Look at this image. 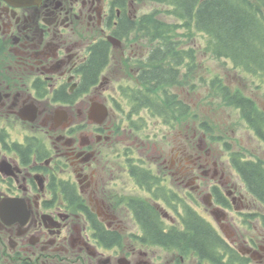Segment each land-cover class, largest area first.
I'll list each match as a JSON object with an SVG mask.
<instances>
[{
	"label": "flooded vegetation",
	"instance_id": "af4514ba",
	"mask_svg": "<svg viewBox=\"0 0 264 264\" xmlns=\"http://www.w3.org/2000/svg\"><path fill=\"white\" fill-rule=\"evenodd\" d=\"M142 3L0 0V264H264V124L234 108L258 147L221 143L201 94L188 123L186 58L170 86L131 42Z\"/></svg>",
	"mask_w": 264,
	"mask_h": 264
},
{
	"label": "trees",
	"instance_id": "16d2710c",
	"mask_svg": "<svg viewBox=\"0 0 264 264\" xmlns=\"http://www.w3.org/2000/svg\"><path fill=\"white\" fill-rule=\"evenodd\" d=\"M144 2L156 3L162 6L163 10L156 8L153 12L143 15L138 22L137 36L140 40H146L148 45H156L154 58L159 62L155 64V73L163 75L162 77H170V86L179 83L176 74H180L178 68L181 63L184 64L183 58H186L187 75L195 72L194 50L192 48L183 50L179 45H190L183 39L195 37L198 33L206 39L205 53L215 59L229 61L236 71L256 77L264 83V0H144ZM166 18H172L174 21H168ZM223 83V79L212 81L211 86L216 90L218 97H211L214 101L209 105L240 109L242 116L247 117L252 125H255L253 115L259 124L263 125L264 117L256 112L254 104L239 90L231 94L233 88ZM217 99L221 102L216 103ZM257 171L251 167L248 179L255 188L264 190V179ZM188 227L195 235L203 236L198 239L189 237L183 241L185 243L205 244L207 239L211 238L206 235V231H200L196 224H188ZM152 228L154 237L169 242L172 236L161 235L154 225ZM177 237L184 238L181 235ZM179 241L178 243H182L181 239Z\"/></svg>",
	"mask_w": 264,
	"mask_h": 264
},
{
	"label": "rangeland",
	"instance_id": "374dc122",
	"mask_svg": "<svg viewBox=\"0 0 264 264\" xmlns=\"http://www.w3.org/2000/svg\"><path fill=\"white\" fill-rule=\"evenodd\" d=\"M156 8H161L163 10V7L159 6L156 3H142L140 7V15L151 13ZM166 20L171 21L173 19L166 18ZM181 32L186 31L181 30ZM136 34L138 35L139 33ZM183 40L190 44L187 45V49L192 48L195 51L196 55L195 72L193 74H188V86L194 85L195 87L196 85V90L195 88L193 90H190L189 87L186 88L188 92V94L186 93L187 100H191L190 105L192 106V111L188 116V123L190 121L191 125H193L194 116L196 113H198L195 105L197 104L198 96L201 94L203 120L209 122L213 121L218 123V125L219 123H223L232 126L231 130H229L226 134V140L222 141L221 143L227 142L233 137L235 140V142L233 141L234 149H238L240 147L239 141L242 143V146H246L245 149L249 148V146L251 148L255 147L257 149V142H254L252 140L253 137L250 135L251 133L249 134V132H247V129L245 128L237 110H235L233 107L219 108L221 106L212 107L211 105H209L211 101H214V99L211 100V97L217 96L216 90H214L211 85L213 80L223 79L224 84H228L234 90H239L243 93V95L245 94L247 96L254 97L256 101H259V103H262V105H264V83L256 77H251L249 75H245L243 73H240L239 71H236L235 69H233L229 61L218 60L212 57L210 54L205 53L204 50L207 46L205 45L206 39L199 33L196 34L195 37H186ZM131 42L137 45H148V42L146 40H140L138 36H136V39H133V41ZM181 73H185L184 67L181 68ZM217 102H221V100L217 99ZM167 132V128L162 129L151 127V133L153 134L152 136L154 138V143L161 142L160 139H163ZM229 142L231 145V141Z\"/></svg>",
	"mask_w": 264,
	"mask_h": 264
},
{
	"label": "water",
	"instance_id": "95a60500",
	"mask_svg": "<svg viewBox=\"0 0 264 264\" xmlns=\"http://www.w3.org/2000/svg\"><path fill=\"white\" fill-rule=\"evenodd\" d=\"M10 1H18V3L22 2V1H26V0H10ZM29 1V0H28Z\"/></svg>",
	"mask_w": 264,
	"mask_h": 264
}]
</instances>
